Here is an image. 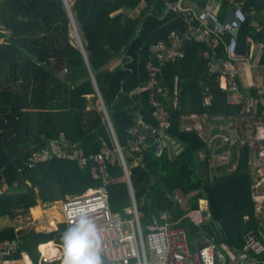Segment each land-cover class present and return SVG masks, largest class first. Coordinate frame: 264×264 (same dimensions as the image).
Listing matches in <instances>:
<instances>
[{
	"label": "trees",
	"instance_id": "1",
	"mask_svg": "<svg viewBox=\"0 0 264 264\" xmlns=\"http://www.w3.org/2000/svg\"><path fill=\"white\" fill-rule=\"evenodd\" d=\"M166 1L178 0H72L70 11L85 59L80 48L71 43V20L62 0H0V183L8 184L0 195V217L12 221L0 228V240L18 239L12 258H19L24 251L37 263V245L58 242L67 227L59 221L52 230L18 228L21 222L31 221V207L41 204L49 208L89 188H105L111 211L120 215H125L133 196L142 225L161 212L179 219L190 250L202 234L217 247L241 250L244 232L255 229L247 147L239 149L234 169L229 167L235 153L229 164L214 171L208 168L209 148L198 131L181 127L182 116L192 113L206 114L209 120L218 115H244L243 123L247 119L242 105L227 102V92L219 87V74L209 71L202 55L207 48L203 42L186 41L184 56L166 64L158 76L163 89L160 99L170 122L164 133L182 149L173 157L165 149L159 156L154 153L157 121L149 91L144 89L148 78L145 66L159 39L170 31L186 30L178 14L166 8ZM240 1L246 20L236 40L247 45L248 56L252 45L264 42V0ZM228 8L227 1H215L221 19ZM136 9L138 12L131 14ZM214 37L218 53L225 55L230 34ZM260 64L264 66V53ZM97 91L121 148L132 193L118 156L104 163L103 171L95 163L80 166L75 160L56 157L24 166L30 152L51 140L68 149L79 148L84 155L98 152L103 145L115 149ZM140 125L153 131L146 134L145 148L130 152L128 142L134 135L128 129ZM201 152L206 157L202 158ZM175 192L184 197L185 208L174 199ZM200 199L207 202V218L197 225L181 216L197 209ZM39 212V206L32 209L34 216ZM214 221L220 223L222 238Z\"/></svg>",
	"mask_w": 264,
	"mask_h": 264
},
{
	"label": "built area",
	"instance_id": "2",
	"mask_svg": "<svg viewBox=\"0 0 264 264\" xmlns=\"http://www.w3.org/2000/svg\"><path fill=\"white\" fill-rule=\"evenodd\" d=\"M215 1L204 0L203 4L199 5L196 0H188L190 6L182 4V0L175 3L165 2L166 8L176 12L185 22L186 30H173L165 38L159 39L152 47V59H149L145 66L148 78L144 89L149 91V101L153 106L152 115L157 121L158 135L154 153L159 156L165 149L168 137L164 131L170 124L168 110L160 99L163 89L158 82V76L166 64L184 56L186 41L203 42L207 48L202 55L209 71L219 74V87L227 92V102L242 105V112L247 119L243 123L244 115L240 118L218 115L209 120L206 114H202L207 120L203 126L199 123L200 115L192 113L183 115L181 124L184 129L194 128L198 131L209 148L208 168L214 171L218 166L229 164L233 153L235 158L229 170L234 169L239 149L247 147V163L252 177L250 191L254 205L255 229L244 232V247L241 250L227 245L217 247L215 242L204 234L198 243H195L194 249L190 250L185 228L178 225L179 219H170L166 212H161L157 217L152 215L150 221L142 225L141 214L133 196L130 205L124 209L125 215L111 211L103 187L89 188L80 195L66 196L60 203L62 222L68 227L70 221L78 214H84L91 220L96 228L103 264H264V82L256 85L253 92L242 90L240 85L235 66L239 56L236 52L238 42L231 35V31L240 27L246 20L242 1L225 0L229 8H233L232 19L227 22H224L225 17L221 19L216 13ZM253 24L257 30L261 29V26L254 22ZM227 33L230 38L224 46L225 55H220L217 50L218 39L214 36L220 38ZM254 46L255 52L261 56L264 53V42H257ZM175 103L176 99L174 105ZM187 119L194 120V123L187 125ZM128 132L134 135L128 142L130 152L140 151L147 146L146 133H138V127H130ZM234 147H237L235 152ZM199 155L206 157L203 152ZM115 156L120 159L128 181L127 166L116 142L114 150L103 145L98 152L84 155L79 148L68 149L65 144L51 140L47 146L30 152L24 160V166L31 167L56 157L75 160L80 166L88 162L95 163L99 170L103 171L104 163L113 162ZM7 188L6 181L0 183V195ZM177 195L174 194V199L180 202ZM204 211L206 214L207 204L204 207L199 204L197 209L187 210L181 217H188L200 225L206 218ZM247 219L248 216L245 215L244 220ZM50 242L52 244H48ZM17 243L18 239L0 240V264H19V259L10 256L16 251ZM37 249L42 262L58 261L63 257L61 239L58 242L41 243L37 245Z\"/></svg>",
	"mask_w": 264,
	"mask_h": 264
},
{
	"label": "crops",
	"instance_id": "3",
	"mask_svg": "<svg viewBox=\"0 0 264 264\" xmlns=\"http://www.w3.org/2000/svg\"><path fill=\"white\" fill-rule=\"evenodd\" d=\"M185 6H190V4L188 3ZM138 9H136L134 12H131V13L133 14L135 12H138ZM250 50H251L250 55H248V56H247V54L239 55L236 59V62H235V66H236V69H237L238 74H239L240 85H241L242 90H244V91H250L252 88H254L259 83L264 82V66H262V64H260V56H258V54L255 52V46L254 45L251 46ZM199 118H200L199 123H201L203 126H205L204 122L207 120L204 117H202V115H200ZM193 123H194V120H192V119L187 120V125L191 126ZM181 127L183 128L182 124H181ZM166 143H167V145L165 147V150L168 154H169L168 147H167L168 145L173 146L175 154L182 149L181 144L177 141L172 143L171 139H167ZM134 163H135V161H134ZM174 194H176V195L178 194L177 196L180 198V202L177 201L178 204L180 205V207L185 208L186 202H185L184 197L179 192H175ZM199 204L202 205V207H204L207 204V202L205 199H200ZM36 206H39L40 212H42L43 207L41 204H37V205L31 207L30 213H31L32 219L30 222H27L26 224H24L25 225L24 227H33L36 231L43 230V226H45V227L49 226L48 230L55 229V227H57V222H59V221L51 220L49 217L48 218L46 217L45 221H44L43 217H41V218L39 217L40 216L39 214H41L40 212L38 213L37 216H34L32 213V209ZM47 211H48V209H44V212H45L44 216H46L45 214ZM205 216L207 218V213L205 214ZM47 222H48V224H47ZM11 224H12V221L10 220V218L8 216H1L0 217V228L5 227V226H9ZM19 227H22V226L19 225L18 228ZM50 241H52V240H50ZM43 243H45V242H43ZM40 244L41 243H39L38 245H40ZM17 259H19V262H18L19 264H53V263L59 264L61 262V260L42 262L39 259V255H38L37 263H34V262H32L30 257L24 251L21 252L20 257Z\"/></svg>",
	"mask_w": 264,
	"mask_h": 264
},
{
	"label": "clouds",
	"instance_id": "4",
	"mask_svg": "<svg viewBox=\"0 0 264 264\" xmlns=\"http://www.w3.org/2000/svg\"><path fill=\"white\" fill-rule=\"evenodd\" d=\"M63 264H103L95 225L84 214L74 217L61 236Z\"/></svg>",
	"mask_w": 264,
	"mask_h": 264
},
{
	"label": "water",
	"instance_id": "5",
	"mask_svg": "<svg viewBox=\"0 0 264 264\" xmlns=\"http://www.w3.org/2000/svg\"><path fill=\"white\" fill-rule=\"evenodd\" d=\"M62 1H63L64 5H65V8H66L67 12H68V15H69L70 20H71V25H72V27H73V25H74V20H73V18H72V14H71L70 8H69V6L67 5V1H66V0H62ZM203 2H204V0H199L198 3H199V5H201V4H203ZM232 16H233V8L230 7V8H229V11H228V13H227V15H226L225 18H224V22H227V21H229L230 19H232ZM238 31H239V27H235V28H233L232 31H231V35H232L234 38H237ZM78 47L80 48L81 52L83 53V55H84V57H85V59H86L85 51H84V48H83L82 44H79ZM246 50H247V45H246L245 43H238V44H237V46H236V52H237V54H239V55H244V54H246ZM91 77L93 78L92 74H91ZM97 93H98V91H97ZM98 98H99V100H100V103H101V104H100V107L102 108V110H103V112H104V116H105V119H106V121H107L108 127L110 128V130H111V132H112V135H113V137H114V141L116 142V139H115V136H114V133H113V130H112L111 123H110L109 118H108V116H107V114H106V111H105V108H104V105H103V103H102V100H101V97H100V94H99V93H98ZM151 132H152V129H151L150 127H146V126H143V125H140V126L138 127V133H140V134H144V133H146V134H150ZM168 139H169V138H168ZM175 141H176V140L172 139V143H174ZM116 143H117V142H116ZM166 145H167V143H165V146H166ZM167 147H168V151H169V155H170V157H173L174 154H175V153H174V148H173V146L168 145ZM122 160H123V158H122ZM127 178H128V183H129L130 190H131V192H132V187H131V184H130V182H129V176H127ZM203 214L205 215V211L203 212ZM213 223H214V226H215L216 229H217L218 234H219L220 237L222 238V237H223V232H222V230H221L220 223L217 222V221H214Z\"/></svg>",
	"mask_w": 264,
	"mask_h": 264
},
{
	"label": "rangeland",
	"instance_id": "6",
	"mask_svg": "<svg viewBox=\"0 0 264 264\" xmlns=\"http://www.w3.org/2000/svg\"><path fill=\"white\" fill-rule=\"evenodd\" d=\"M71 2H72V0H68L69 5ZM188 3H189L188 0H184L182 4L187 5ZM189 4L191 5V3H189ZM134 11H131V12H134ZM133 14H135V13H133ZM70 37H71V43L78 47L76 38L74 37V34H73V27H71ZM98 102H99V100H98ZM98 104L100 105V103H98ZM60 203H61V201H58V202L52 203L49 208L44 207L42 210L43 213L40 212L41 214H39L40 215L39 217L40 218L43 217L44 221H45L46 217L47 218L49 217L51 220H54V221H62L63 217H62V213H61V204ZM42 207H43V205H42ZM44 209H48V211L45 214L46 216H44V213H45ZM47 224H48V222H47ZM21 225H22V227L25 226L24 223H22V222H21ZM48 227L43 226V230H46V229L48 230L49 229Z\"/></svg>",
	"mask_w": 264,
	"mask_h": 264
},
{
	"label": "bare ground",
	"instance_id": "7",
	"mask_svg": "<svg viewBox=\"0 0 264 264\" xmlns=\"http://www.w3.org/2000/svg\"><path fill=\"white\" fill-rule=\"evenodd\" d=\"M66 1H67V5H68L69 8H70V5H69V3H68V0H66ZM73 34H74V37L76 38L77 44H78V45H79V44H82V40H81V37H80V35H79L78 31H77V28H76L75 23H74V25H73ZM48 244H52V243L50 242V243H48ZM42 247H44V245H42ZM59 264H63V257L61 258V262H60Z\"/></svg>",
	"mask_w": 264,
	"mask_h": 264
}]
</instances>
